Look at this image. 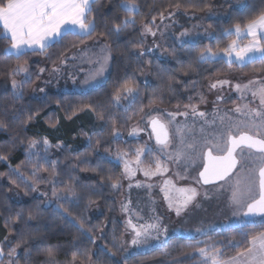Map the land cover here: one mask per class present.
<instances>
[{
  "label": "snow or ice",
  "instance_id": "snow-or-ice-1",
  "mask_svg": "<svg viewBox=\"0 0 264 264\" xmlns=\"http://www.w3.org/2000/svg\"><path fill=\"white\" fill-rule=\"evenodd\" d=\"M201 2L203 6L199 8V11L207 9L209 14L214 15L212 13L214 5L208 0H201ZM100 6V0H0V25H2L0 40L7 41L5 55L15 56L17 59L16 65L9 68L7 72L11 78L14 99L22 100L25 90L31 88L44 72L48 71L53 77L61 75L68 66L69 60L77 62L73 67L84 73L82 85L85 87L95 84L104 77L113 59L110 41L135 27L136 17L140 15L141 8L137 0H120L117 8L126 15L112 19L110 27L105 21L104 30L98 31V17L95 13ZM168 7L179 10L181 4L176 3ZM166 11L167 9H156L155 14H152L147 22L143 20L140 22V39L131 45L138 50V57L161 48V44L156 43L155 38L158 35L163 38L164 31L169 29L172 23H176L173 19L176 12L169 11L166 15ZM158 17L159 23H157ZM188 35L189 30L184 29L176 38L180 39ZM223 35L229 38L234 36L235 39H228L226 46H217L215 50L211 45H205L196 52V62L209 63L218 58H227L229 64L237 62L240 67H245L257 60L264 64V8L257 9L255 15L243 25L235 23L225 28ZM69 36L76 39L68 41L56 60L52 61L51 69L41 67L38 73H34L30 70L27 60L23 63L19 62L29 53L47 56L49 49L63 43ZM148 36L154 38L153 44L145 48ZM244 38H249L247 43L242 42ZM88 41L93 43L90 45ZM169 55L175 58V50L170 51ZM48 58L51 59V57ZM85 64L89 66L87 69L83 67ZM147 64L150 65L151 61H147ZM188 69L194 71L191 64L188 65ZM182 72L183 75H188V71L182 69ZM17 76L22 78L17 80ZM72 79L75 83V75H72ZM44 83L47 84L49 81L46 80ZM195 84V81L182 84L175 75H172L168 78L166 90L174 93L177 91V86H180L184 91H188L189 87ZM225 86L233 87L232 81L227 78H217L210 80L207 85L210 91L223 90ZM234 89L240 93L241 99H245L246 93L251 96L248 102L238 104L229 110L239 116L229 115V112L221 115L218 108H214L211 113L201 111L199 105L207 101L203 93L198 90L196 92L199 96L198 101L190 95L189 103L183 106L177 103L173 111L153 107L157 101L161 104L164 102L163 92L159 95L153 93L148 105L145 106L139 103L142 92L134 79H124L113 87L109 94L110 107L91 103L82 104L70 109V114L66 113V116L71 119L78 112L87 110L94 113L96 119L102 122L100 131L88 137V146L93 150L100 145L106 130L113 141L123 138L117 126L113 108L123 110L125 123L139 117V121L131 127L128 135L138 137L140 133H146L147 140L130 151L119 147L115 150L105 148V153L119 162L123 171L119 177L101 176V183L107 180L112 189L119 190L123 188L122 181L126 179L129 181V189L133 186L143 187L149 193L158 186L163 194L162 199L167 202V207L174 210L177 216L190 209L195 210L201 207L198 197L211 200L213 196L219 199L226 194L227 206L231 209L233 216L241 218V224L248 223L256 226V218L259 217V226L264 229V81L250 79L246 84L236 83ZM33 90L44 92L43 87ZM223 100L222 95H217L216 103ZM122 101H128V103L123 104ZM255 101H258V105L250 106ZM134 107L136 111L132 112ZM145 107L148 108L147 112ZM19 111L28 110L22 108ZM130 112L132 114L128 115ZM37 115L39 110L28 111L26 120L22 121L20 126L25 127ZM178 117H183V120H179ZM14 118H16L15 113ZM140 121L143 122V126ZM51 126L55 127V122ZM8 127V122L0 118V131H6ZM149 141L152 143L150 144ZM18 145H25V158L30 174L22 171L20 165L12 167L9 164V172H0V177H7L16 188L23 185L25 194L40 192L39 186L46 184L52 186L51 197L56 198L57 201L68 202L77 197L78 178L70 176L67 183L60 180L57 166L62 161L50 159L51 149L60 148L63 145L62 141L53 144L46 136L30 139L13 137L8 145H0V149H3L0 151V162L8 161L12 151ZM79 155L77 154V159ZM80 163L90 162L85 158L80 160ZM171 165L182 169V172L174 173L182 180L189 179L187 173L195 168L196 176L192 179L199 187L191 185L178 187L176 182L167 176V173L172 171ZM68 167L76 168L78 165L69 164ZM98 169L99 164L96 168L80 170L97 171ZM138 172L142 173L144 180L135 179ZM154 177H161L162 181L158 185L154 184L151 182ZM60 184L64 185L63 191H57ZM208 185L214 186V190L209 191L204 188ZM11 190L9 188V191ZM40 195L48 197L47 192H40ZM51 202V198L46 201L49 204ZM131 203L130 199L123 203L122 211L130 212ZM56 211L61 215L71 216L68 209L60 203H57ZM39 215H41L40 205L37 204L34 209L28 210L26 219L24 209H21L14 214V219L10 217L6 221L5 228L8 234L17 233L18 238L12 241L9 240V235H5L0 240V264L5 262L20 264L21 259L31 258L32 249L29 242L36 238L39 228H30L28 222L37 219ZM137 219L142 220L143 217L137 215ZM21 224L24 228L18 229ZM126 228L132 230L130 242L133 246L147 247L152 240L161 241L162 236L164 237L162 243H167L168 229L162 225L159 216H155L152 222L133 223L130 215ZM213 228L214 225H208L196 228L195 231L208 235ZM81 231H83L82 226ZM242 235V241H235L234 238L229 241L232 247L241 250L228 259H224V252L221 250L223 241L198 240L196 245L188 247L201 258L200 264H264V230ZM201 244L203 247L198 246ZM18 250H22V254ZM40 251L45 257L42 264H58L57 249L44 247ZM182 254L189 255V253ZM90 262L91 257L85 256L81 264H90ZM72 264H76L75 254H73ZM122 264H129L127 256L123 258ZM177 264L180 262L177 261Z\"/></svg>",
  "mask_w": 264,
  "mask_h": 264
},
{
  "label": "trees",
  "instance_id": "trees-1",
  "mask_svg": "<svg viewBox=\"0 0 264 264\" xmlns=\"http://www.w3.org/2000/svg\"><path fill=\"white\" fill-rule=\"evenodd\" d=\"M208 2L214 5L212 8L214 9L217 6L224 5L225 0H208ZM119 3L120 0H111V2L100 0L101 6L98 7V11L95 13L98 17V31L104 30L103 24L105 21L109 23L110 27L112 19L122 18L126 15L117 8ZM137 3L140 5L141 12L136 17L137 24L135 27L110 41L113 48V59L108 79L101 86L86 93L51 92L45 98H32L31 91L37 80L31 88L25 90L22 100L14 99L11 78L7 72L9 68L16 65L17 59L15 56L5 55L4 50L7 47V41L0 40V118L5 119L9 125L8 130L0 131V145H8L12 142L13 137L30 139L46 136L53 144L62 141L64 148L58 151L53 158L62 161L57 166V171L60 172V180L67 183L70 176L78 178L75 200L61 203L71 214V216H68L67 214H59L56 209L45 207L44 203H41L43 200L36 197L32 192H29L28 198L23 203L12 201L8 194L9 180L7 177H0V240L5 235H9L5 223L10 217L14 219V214L24 209L26 219L28 210L34 209L37 204L40 205L41 215L37 219L28 222L30 228H39L36 238L29 242L32 256L28 260L21 259L20 264H42L45 257L40 250L44 247H52L58 250L56 256L58 264H72L73 254L76 256V263L83 261L85 256H90L93 264H122L119 259L122 255L123 227L119 221L116 195L107 180L101 183V176L119 177L121 175L120 166L115 165L102 155L104 149L111 146L112 137L107 134L106 130L105 136L101 138L100 145L96 146L94 150L90 149L86 141L93 133L100 131L102 122L96 119L94 113L87 110L80 111L71 119H68L66 113L70 114V109L87 103L105 105L106 108L110 107L109 94L113 87L124 79H134L142 92L140 104L147 106L153 93L159 95L163 92L164 102L161 104L157 101V104L153 107H175L177 103H180L181 106L189 103L188 97L190 95L194 97L195 101H198L197 90L204 95L210 80L228 75L231 71L246 77L264 72V64L258 60L245 67H240L235 63L227 64L223 59H217L209 63H198L195 60L196 52L205 45H211L215 50L217 46H226L228 39H235L234 36L225 37L223 30L235 23H241L242 25L246 23L249 18L255 15L257 9L264 8V0H248L244 8H232L228 19L209 20L207 25H211V31L214 33L212 40H200L197 43H188L183 46L174 44L171 46L170 51L174 49L176 56L173 58L169 55L168 60H153L150 58L141 60L137 56L138 50L132 48L131 45L140 39V22L142 20L147 22L151 15L155 14L156 9H167L165 14L171 10H176L168 7V5L176 3L181 4L178 11L182 13L204 15L208 10L199 11V8L203 6L201 0H137ZM75 39V37L69 36L63 43L56 44L49 49L47 56L29 53L22 57L19 62L23 63L24 60H27L28 64L32 65L34 73H37L40 68L39 64L35 62L37 59L44 60L49 67H52V61L56 60L68 41ZM245 41L246 39L243 40V43ZM91 42L93 41H88V44ZM48 57H51V59ZM147 61H151V64H147ZM189 64L192 65L194 71L188 69ZM147 69L150 72L151 81L144 85L140 83V80ZM182 69L188 71V75H183ZM172 75H175L182 84H187L189 81H195L196 84L190 86L188 91H184L180 86H177L176 92H168L166 84L168 78ZM22 108L28 111L39 110V115L35 116L25 127L20 125L22 121L26 120L28 111H19ZM146 109L147 107H145ZM112 111L116 113L117 126L120 129L128 130L133 123L139 120V117H135L125 123V113L122 109L113 108ZM135 111L136 108L134 107L132 112ZM132 112L128 115H131ZM14 113L16 118H14ZM53 122H55V127L51 126ZM0 151H3V149H0ZM77 154H80L79 159H77ZM85 158L90 163H80V160ZM9 164L12 167L20 165L22 171L30 174L25 158V145H18L12 151L8 161L0 162V172L8 173ZM69 164H76L78 167L69 168ZM98 164L99 169L97 171L80 170L96 168ZM62 188H64L63 184ZM20 189L25 191L22 185ZM95 206L102 209L101 215L96 218L92 217L90 213ZM81 226L83 231H81ZM23 228V224L18 226V229ZM262 230L264 229L259 225H248L214 234L204 241H223L224 245L221 250L224 252V259H228L241 250L232 247L229 241L233 238L235 241H242L243 233H255ZM105 231L106 235L104 236ZM16 238H18L17 233L9 235V240L14 241ZM197 241L175 237L162 249L130 258L129 264H177V261L180 264H200L201 258L188 247L189 245H196ZM198 246L203 247L202 244ZM18 251L22 254V250ZM113 253L115 255H112ZM182 253H189V255L185 256Z\"/></svg>",
  "mask_w": 264,
  "mask_h": 264
},
{
  "label": "rangeland",
  "instance_id": "rangeland-1",
  "mask_svg": "<svg viewBox=\"0 0 264 264\" xmlns=\"http://www.w3.org/2000/svg\"><path fill=\"white\" fill-rule=\"evenodd\" d=\"M247 1L248 0H225L224 5L217 6L214 9H212V13H214V15L209 14L208 11L204 15H196V14L193 15L192 13H182L178 10H171L176 12V15L173 17L176 23H172L171 27L164 31L163 38H161L159 35L155 38V42L160 43L161 48L155 49L153 52L150 53L146 52L145 56L140 57V59L145 60L147 58L148 59L150 58L153 60L154 59L168 60L170 48L174 44L183 46L188 43L191 44L197 43L200 40H212L214 38V33L211 31V28L207 25V22L209 20L228 19V17L230 16V10L232 8H236V9L241 8L243 5L247 4ZM157 23H159V19L157 20ZM165 23H169V22L165 21ZM184 29L189 30V35L177 39L176 37H178L179 33ZM205 29H207V32H205ZM153 39L154 38L151 36H148L146 38L145 48L153 44ZM244 39H246L244 43H247V40L249 38H244ZM92 43L93 42H91L90 45ZM165 49H167V51H165ZM218 59H223L227 64H229L227 58H218ZM35 62L39 64L40 68L45 67L47 69H51V67H49V65L44 60L37 59ZM76 63L77 62L69 60L68 66L63 70V73L56 77L50 76L48 71L44 72L40 76V79L37 81V83L33 86V89H38L40 87H43L44 92H40L38 90L34 91L32 89L31 97L45 98L51 92L86 93L104 84L105 81L108 79L111 71V64H110L109 70L105 73L103 78H101L95 84L85 87L82 85L84 73L80 72L78 68L73 67V65ZM233 63L239 65L237 62H232L231 64ZM29 67L30 70L32 71V65H29ZM83 67L87 69L89 66L85 64L83 65ZM72 75H75L76 77L75 83L73 82ZM21 78H22L21 76H17V80H20ZM218 78L230 79L233 83V87L225 86L223 90L214 89L211 91L207 87L204 91V97L207 103L200 104L199 105L200 110L207 113H211L214 108H218L220 110L221 115H223L224 112H229V115L239 116V114H233L229 110L234 108L238 104L242 105L248 102L249 100H251V96L250 94L246 93L245 99H241L240 93L235 91L234 85L236 83L246 84L250 79L264 81V72L262 74H257V75L255 74L253 76L246 77L238 73L236 74L234 71H231L230 74ZM46 80L49 81V83L45 84L44 81ZM150 81H151L150 72L147 69L143 77L141 78L140 83L146 85L150 83ZM217 95H222L224 97V100L216 103ZM122 103L127 104L128 101H122ZM257 105H258V101H255L250 106L255 107ZM159 108L168 109L170 111L175 110V107H159ZM147 111L148 108L145 110V112ZM178 119L182 121L183 117H178ZM137 122L133 123L128 130L120 129L123 138L116 141H113L112 138L111 140L112 144L107 148H111L115 150L117 147H119L122 150L130 151L132 148L143 144L147 140L146 133H140L138 137H131L128 135V132L130 131L131 127L135 125ZM140 124L141 126H143L142 121H140ZM56 137L58 138L57 134ZM149 143L151 144L152 142L149 141ZM86 144H88V140L86 141ZM63 148L64 146H61L60 148L51 149L50 159H53L58 153V151L62 150ZM98 153L100 154L99 151ZM102 155L108 158L109 160H111L115 165H119L122 173L123 167L119 162L115 161L111 156L105 153V151L102 153ZM170 167L172 168V171L168 172L167 176L171 177L176 182L178 187H183L187 185H191L193 187H199L198 185L195 184V181L192 179V177L196 176L195 168L191 169L187 173L189 179L182 180L174 175V173L177 171L182 172V169L177 168L176 165H171ZM135 179L144 180L145 178L143 177L142 173L138 172ZM161 181H162L161 177H154L151 182L158 185ZM122 182H123V188L119 190H114V193L116 195L117 209L119 212V221L123 227V236L121 243L122 255L121 258L119 259L120 262L123 261V258L125 256H127L130 259L135 256L150 253L157 249H162L164 246L168 244V242L171 239L175 237H183L186 239H195V240L204 241L206 238L214 234L224 233L232 229L252 225L248 223L241 224V218L232 215L231 209L227 206L226 194L224 196H221L219 199L213 196L211 200H204L202 197H198L201 203V207L196 208L195 210L190 209L188 212L182 213L180 216H177L174 210H171L167 207V202L162 199L163 194L159 191L158 186L154 187L151 190V193H149V191L143 187L136 188L135 186H133L131 189H129L128 188L129 181L126 179L123 180ZM39 187H40V192L48 193V197L41 196L40 192H32V194L45 201L44 203L45 207L56 209L57 203L61 204L62 202H65L63 200L57 201L56 198L51 197V190H52L51 185L41 184ZM9 188L12 189L8 193L12 201L16 203H23L28 198L29 192L25 194V191H22L20 188H16L15 185L11 184L10 182H9ZM204 188H207L209 191L214 190V186H210V185L204 186ZM63 190L64 188H62V184L58 185L57 191H63ZM49 198H51L52 200L50 204L46 203V201ZM128 199L132 201L130 206V212H124L122 211L121 205L123 203H126ZM74 200L75 198H73V200L71 201ZM153 209H155L154 212ZM90 213L92 217L96 218L99 215H101L102 209L99 206H95L91 209ZM130 215L132 216L133 223L152 222L155 216H159L161 218L162 225L166 226L168 229L166 234L167 243L166 244L162 243V241L164 240V237L162 236L161 241L152 240L149 242V245L147 247H138L131 245L130 241L132 238V230L131 228H126V222ZM137 215L143 217V219L138 220ZM208 225H214V228L210 230L208 235L197 233L195 231L196 228L207 227ZM256 225H260L259 217L256 218ZM103 235L104 236L106 235V231L105 233H103ZM76 264H81V262H78ZM90 264L93 263L90 262Z\"/></svg>",
  "mask_w": 264,
  "mask_h": 264
},
{
  "label": "crops",
  "instance_id": "crops-1",
  "mask_svg": "<svg viewBox=\"0 0 264 264\" xmlns=\"http://www.w3.org/2000/svg\"><path fill=\"white\" fill-rule=\"evenodd\" d=\"M244 7H245V5H243L241 8H244ZM241 8H237V9H241ZM0 28L2 29V25H0Z\"/></svg>",
  "mask_w": 264,
  "mask_h": 264
}]
</instances>
